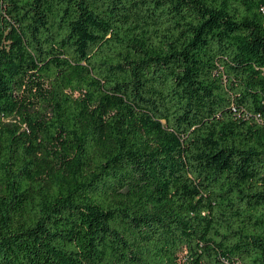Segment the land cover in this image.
Segmentation results:
<instances>
[{
    "label": "trees",
    "instance_id": "obj_1",
    "mask_svg": "<svg viewBox=\"0 0 264 264\" xmlns=\"http://www.w3.org/2000/svg\"><path fill=\"white\" fill-rule=\"evenodd\" d=\"M0 264H264V0H0Z\"/></svg>",
    "mask_w": 264,
    "mask_h": 264
}]
</instances>
